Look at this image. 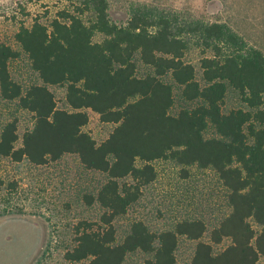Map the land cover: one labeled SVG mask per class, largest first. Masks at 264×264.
<instances>
[{"label": "trees", "instance_id": "obj_1", "mask_svg": "<svg viewBox=\"0 0 264 264\" xmlns=\"http://www.w3.org/2000/svg\"><path fill=\"white\" fill-rule=\"evenodd\" d=\"M69 1L70 8L59 9L47 24L34 17L29 24L21 21L14 34L39 84L23 89L13 81L8 63L19 51L0 42V96L33 119L22 134L16 119L1 128L0 157L43 166L75 155L86 170L105 177L94 194L83 197L101 213L97 221L75 225L64 261L125 264L138 252L147 256L142 264H177L184 238L194 246L187 264H257L264 256L261 51H229L241 41L220 24L183 25L174 14L136 6L118 25L109 18L107 0ZM190 34L212 54L200 60L202 84L184 60ZM139 64L146 68L142 75ZM49 87L64 88L68 109L57 107ZM175 87L183 102L176 110ZM229 88L243 107L223 112ZM90 112L113 125L100 143L84 131ZM209 127L214 135L206 137ZM158 161L216 176L227 211L207 240V225L200 218H183L158 232L133 219L118 233L117 221L156 180ZM3 186L0 179V192ZM9 186L16 191V183ZM9 214L17 213L0 209V218ZM225 240L228 244L219 247Z\"/></svg>", "mask_w": 264, "mask_h": 264}, {"label": "rangeland", "instance_id": "obj_2", "mask_svg": "<svg viewBox=\"0 0 264 264\" xmlns=\"http://www.w3.org/2000/svg\"><path fill=\"white\" fill-rule=\"evenodd\" d=\"M74 2V1H73ZM109 18L118 25L127 21L129 12L136 6H147L158 11L178 16L181 24L191 23L223 25L234 33L240 44L229 51L257 49L264 56V0H107ZM69 0H0V42L19 51V57L8 63L13 81L23 89L40 83L31 69L27 56L14 42V34L21 21L29 24L31 18L39 17L43 23L59 9L70 8ZM28 15H26V14ZM87 16H85L86 19ZM100 37H97L99 39ZM188 50L184 60L195 69V77L202 84L200 60L210 57L195 35H187ZM223 47H226L223 45ZM146 68L138 65V74ZM57 107L68 109L65 90L49 87ZM180 90L174 88L176 110L183 105ZM243 107L237 94L228 89L222 110ZM264 110V108H263ZM89 122L84 127L97 143L104 141L113 125L99 121L98 116L89 113ZM13 119L17 120L19 133L32 127V115L18 108L15 101L0 96V131ZM214 135L213 128L205 132L206 137ZM19 145V143H18ZM157 178L148 186L142 198L134 204L126 216L115 224L121 234L127 223L141 219L151 231L169 228L183 218H200L207 225L204 240L227 211L224 191L209 170L192 167L183 172L170 162L154 163ZM0 179L4 186L0 192V209L17 214L0 218V264H67L64 253L72 245L75 225L82 221H97L101 210L97 205L88 206L85 194H94L105 180L103 174L86 170L75 155H65L56 162L35 166L27 161L14 163L0 157ZM17 184L14 192L10 183ZM19 212V213H18ZM228 244L225 240L223 247ZM193 243L180 239L176 252L177 264H187L192 256ZM218 249V247L216 248ZM147 256L134 253L126 258L125 264H142ZM257 264H264V256Z\"/></svg>", "mask_w": 264, "mask_h": 264}]
</instances>
